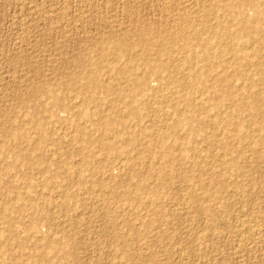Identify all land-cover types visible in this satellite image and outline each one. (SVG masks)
I'll return each mask as SVG.
<instances>
[{
  "label": "rangeland",
  "instance_id": "rangeland-1",
  "mask_svg": "<svg viewBox=\"0 0 264 264\" xmlns=\"http://www.w3.org/2000/svg\"><path fill=\"white\" fill-rule=\"evenodd\" d=\"M250 2L0 0V264H264Z\"/></svg>",
  "mask_w": 264,
  "mask_h": 264
},
{
  "label": "bare ground",
  "instance_id": "bare-ground-1",
  "mask_svg": "<svg viewBox=\"0 0 264 264\" xmlns=\"http://www.w3.org/2000/svg\"><path fill=\"white\" fill-rule=\"evenodd\" d=\"M186 1V0H185ZM230 1V0H229ZM251 0H246V2H250ZM239 2H241V1H239ZM231 3V2H230ZM252 2H250L249 4H251ZM229 4V3H228ZM232 4V3H231ZM242 4V6L244 5V3H241ZM247 4V3H246ZM254 4V3H253ZM218 5V4H217ZM230 5V4H229ZM237 4H235V6H236ZM252 5V4H251ZM251 5H249L250 7H252ZM215 6V5H214ZM248 6V7H249ZM247 7V8H248ZM228 8V7H227ZM226 8V9H227ZM250 9V8H249ZM244 10V9H243ZM259 10V9H258ZM217 11V10H216ZM228 11V10H227ZM237 11V10H236ZM234 13V12H233ZM232 13V14H233ZM243 13V12H242ZM231 14V13H230ZM242 15V14H241ZM263 17V16H262ZM264 18V17H263ZM259 19V18H258ZM245 23V22H244ZM243 23V24H244ZM191 24H192V22H191ZM178 28V27H177ZM186 29V28H185ZM193 31V30H192ZM201 31V30H200ZM205 31V30H204ZM173 33V32H172ZM186 35H188V34H185V37L187 38V36ZM183 36V35H182ZM181 36V38H184V37H182ZM189 36V35H188ZM194 36V35H193ZM199 36V35H198ZM174 37V36H173ZM177 37V36H176ZM129 38V37H128ZM190 38V37H189ZM227 38V37H226ZM147 40H148V38H147ZM168 40V39H167ZM180 40V39H179ZM123 41V40H122ZM181 41V40H180ZM163 42V41H162ZM146 43H147V41H146ZM154 43V42H153ZM166 43V42H165ZM182 43V42H181ZM125 44V43H124ZM164 44V43H163ZM116 45V44H115ZM130 45V44H129ZM147 45H148V43H147ZM166 45H168V44H166ZM203 45V44H202ZM142 46V45H141ZM145 46V45H144ZM143 46V47H144ZM182 48H183V50L185 51V50H187L188 52H189V43H188V41L187 40H183V45L181 46ZM117 48H118V46H117ZM160 48V47H159ZM120 49V48H119ZM118 49V50H119ZM193 49V48H192ZM147 50V49H146ZM116 52H117V50H116ZM130 52V51H129ZM139 52H140V50H139ZM160 53V52H159ZM222 53V52H221ZM220 53V54H221ZM127 54V53H126ZM195 54V53H194ZM197 54V53H196ZM147 56H148V54H147ZM193 56H196V55H190V56H188V60H189V62L190 63H192V61L194 60V58H193ZM151 58V57H150ZM234 58V57H233ZM147 61H148V58H147ZM151 61V60H150ZM149 62V61H148ZM216 64V63H215ZM132 67V66H131ZM130 67V68H131ZM90 68V67H89ZM153 68V67H152ZM132 69H133V67H132ZM158 71V70H157ZM151 72V71H150ZM190 73V72H189ZM218 73V72H217ZM159 74V73H158ZM158 77V76H157ZM162 78V77H161ZM163 80V79H162ZM136 83V82H135ZM134 83V84H135ZM193 83H195V84H198L199 86L201 85V86H203V84L202 83H206V81L205 80H203V79H201L199 76L196 78V80H194L193 81ZM96 84H97V82H96ZM137 84H138V82H137ZM140 84V83H139ZM89 85V84H88ZM205 85V84H204ZM97 86H99V85H97ZM137 86V85H136ZM197 87V86H196ZM179 88V87H178ZM202 88V87H201ZM207 88V87H206ZM86 100V99H85ZM190 100V99H189ZM88 102V101H87ZM57 103L58 104H61L62 102H61V100L59 99V100H57ZM62 105H63V103H62ZM37 110V109H36ZM35 110V111H36ZM36 113V112H35ZM136 114V113H135ZM36 115V114H35ZM37 116V115H36ZM36 118V117H35ZM196 118V117H195ZM200 121V120H199ZM231 121V120H230ZM9 122V121H8ZM109 124H113V122H111V121H109ZM176 124H175V126H174V128H176ZM215 133V132H214ZM15 140V139H14ZM107 140V139H106ZM14 142V141H13ZM103 143V142H102ZM2 214V213H1Z\"/></svg>",
  "mask_w": 264,
  "mask_h": 264
}]
</instances>
